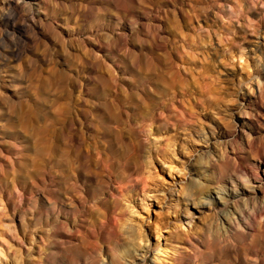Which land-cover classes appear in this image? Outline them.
Segmentation results:
<instances>
[{
  "label": "rangeland",
  "instance_id": "374dc122",
  "mask_svg": "<svg viewBox=\"0 0 264 264\" xmlns=\"http://www.w3.org/2000/svg\"><path fill=\"white\" fill-rule=\"evenodd\" d=\"M122 131L147 264H264V0H0V264H52V144Z\"/></svg>",
  "mask_w": 264,
  "mask_h": 264
},
{
  "label": "bare ground",
  "instance_id": "6f19581e",
  "mask_svg": "<svg viewBox=\"0 0 264 264\" xmlns=\"http://www.w3.org/2000/svg\"><path fill=\"white\" fill-rule=\"evenodd\" d=\"M105 133L99 138L102 142L107 138V133ZM122 134H119L121 137L119 138L120 141L123 144L124 142L128 143L129 146L127 147L128 149L130 148V151L128 150V152L123 154L112 151V153H109L100 149L96 150L97 146L93 150L91 143L87 139H83V137L82 139L79 138L78 142H74L75 144L72 145L71 143L72 147L70 146V149L72 150L70 152L61 151L58 148V143V146L56 143L52 144V182L50 192L46 196L51 220L50 237L52 239L51 245L53 246V251L49 256L52 264H96V258H91L90 261L84 263V254L89 252V250L92 252L96 251V253L100 251L103 259L109 254L110 261L106 262L107 264H147L149 262L151 250L143 248L139 244V240H142L144 236L137 235V232L134 233L131 225L128 226L127 221H125L122 213L119 211L121 206L120 197H125L124 193L127 190L124 187L126 184L133 183L134 177L140 173L142 154L136 142L128 140V137ZM72 138L70 139L72 140ZM103 143L105 144L106 140ZM105 147L107 148V145ZM43 153L44 150L38 152L37 156H39L40 162L42 156L45 154ZM50 159L52 160V156ZM259 170L257 169L256 173L251 174V176L264 186V178L260 176ZM61 175H66L68 182H62ZM128 186L130 187V185ZM209 203L208 201L201 204L202 207L208 208V206H211ZM247 211L246 213H248ZM239 221L236 222L238 223ZM255 225L252 224L254 229ZM244 231L246 230L244 229ZM247 234L243 235L247 236ZM0 253H2L1 250Z\"/></svg>",
  "mask_w": 264,
  "mask_h": 264
}]
</instances>
